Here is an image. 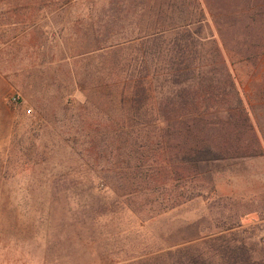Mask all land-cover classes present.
Segmentation results:
<instances>
[{"label": "rangeland", "instance_id": "obj_1", "mask_svg": "<svg viewBox=\"0 0 264 264\" xmlns=\"http://www.w3.org/2000/svg\"><path fill=\"white\" fill-rule=\"evenodd\" d=\"M0 264H264V0H0Z\"/></svg>", "mask_w": 264, "mask_h": 264}, {"label": "trees", "instance_id": "obj_2", "mask_svg": "<svg viewBox=\"0 0 264 264\" xmlns=\"http://www.w3.org/2000/svg\"><path fill=\"white\" fill-rule=\"evenodd\" d=\"M230 83H231L232 90L234 91L233 93H234L235 97L237 96L236 108H239V106L241 105V99H240L239 91L236 90V88L234 86L235 85L234 82H230Z\"/></svg>", "mask_w": 264, "mask_h": 264}, {"label": "built area", "instance_id": "obj_3", "mask_svg": "<svg viewBox=\"0 0 264 264\" xmlns=\"http://www.w3.org/2000/svg\"><path fill=\"white\" fill-rule=\"evenodd\" d=\"M28 112H29V110H28Z\"/></svg>", "mask_w": 264, "mask_h": 264}]
</instances>
